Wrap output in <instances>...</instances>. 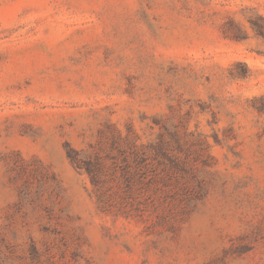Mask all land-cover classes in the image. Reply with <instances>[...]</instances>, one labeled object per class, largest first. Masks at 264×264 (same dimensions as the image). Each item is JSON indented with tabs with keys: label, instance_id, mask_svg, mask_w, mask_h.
<instances>
[{
	"label": "rangeland",
	"instance_id": "1",
	"mask_svg": "<svg viewBox=\"0 0 264 264\" xmlns=\"http://www.w3.org/2000/svg\"><path fill=\"white\" fill-rule=\"evenodd\" d=\"M258 16L0 0V264H264Z\"/></svg>",
	"mask_w": 264,
	"mask_h": 264
},
{
	"label": "trees",
	"instance_id": "2",
	"mask_svg": "<svg viewBox=\"0 0 264 264\" xmlns=\"http://www.w3.org/2000/svg\"><path fill=\"white\" fill-rule=\"evenodd\" d=\"M251 25L255 28V33L260 36L264 37V17L263 16H258L257 19L251 21ZM69 157L78 165L80 162L79 160L70 154L69 151Z\"/></svg>",
	"mask_w": 264,
	"mask_h": 264
}]
</instances>
